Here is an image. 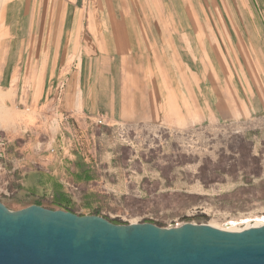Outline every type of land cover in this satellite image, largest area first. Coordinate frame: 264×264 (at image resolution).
Listing matches in <instances>:
<instances>
[{
    "label": "rangeland",
    "instance_id": "obj_1",
    "mask_svg": "<svg viewBox=\"0 0 264 264\" xmlns=\"http://www.w3.org/2000/svg\"><path fill=\"white\" fill-rule=\"evenodd\" d=\"M0 200L264 222V0L0 1Z\"/></svg>",
    "mask_w": 264,
    "mask_h": 264
},
{
    "label": "water",
    "instance_id": "obj_2",
    "mask_svg": "<svg viewBox=\"0 0 264 264\" xmlns=\"http://www.w3.org/2000/svg\"><path fill=\"white\" fill-rule=\"evenodd\" d=\"M0 264H264V223H116L103 215L0 200Z\"/></svg>",
    "mask_w": 264,
    "mask_h": 264
},
{
    "label": "trees",
    "instance_id": "obj_3",
    "mask_svg": "<svg viewBox=\"0 0 264 264\" xmlns=\"http://www.w3.org/2000/svg\"><path fill=\"white\" fill-rule=\"evenodd\" d=\"M55 186H56V188H55ZM55 186H54V189H52L53 190V193L54 194H57V197L54 199V201L53 202H55V203H58V204H63L62 202L63 201H61L60 199H63V193H61V190H60V185L59 184H55ZM60 191V192H59ZM35 203H38V204H41V202H35ZM66 208H68L67 210H71L69 207H66ZM71 211H74V210H71Z\"/></svg>",
    "mask_w": 264,
    "mask_h": 264
},
{
    "label": "bare ground",
    "instance_id": "obj_4",
    "mask_svg": "<svg viewBox=\"0 0 264 264\" xmlns=\"http://www.w3.org/2000/svg\"><path fill=\"white\" fill-rule=\"evenodd\" d=\"M0 1H4V0H0ZM264 222H254V223H249L248 225L246 226H252V225H261L263 224ZM245 227V226H244ZM228 229H234V230H239V229H242V228H228Z\"/></svg>",
    "mask_w": 264,
    "mask_h": 264
},
{
    "label": "crops",
    "instance_id": "obj_5",
    "mask_svg": "<svg viewBox=\"0 0 264 264\" xmlns=\"http://www.w3.org/2000/svg\"><path fill=\"white\" fill-rule=\"evenodd\" d=\"M97 47L100 48V51L106 49V45H104V44H102V45L99 44V45H97ZM85 52L87 54H89V52H87L86 50H85ZM107 53H110V52L107 50ZM100 54H103V53H100Z\"/></svg>",
    "mask_w": 264,
    "mask_h": 264
}]
</instances>
